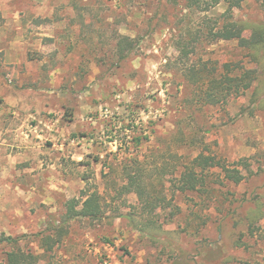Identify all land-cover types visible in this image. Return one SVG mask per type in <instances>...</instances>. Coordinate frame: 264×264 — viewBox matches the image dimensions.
Wrapping results in <instances>:
<instances>
[{
	"label": "rangeland",
	"instance_id": "rangeland-1",
	"mask_svg": "<svg viewBox=\"0 0 264 264\" xmlns=\"http://www.w3.org/2000/svg\"><path fill=\"white\" fill-rule=\"evenodd\" d=\"M232 2L200 13L186 0H0V239L19 240L0 245V264L17 247L44 264L264 263V71L238 42L204 39L192 54L180 46ZM232 13L264 23V0ZM122 37L136 46L123 61ZM226 64L260 78L209 105L184 71ZM200 154L246 180L213 169L207 190L181 193L180 175ZM128 165L143 171L155 210L124 190ZM94 192L104 219L67 223L69 203L79 211ZM61 231L45 255L41 239Z\"/></svg>",
	"mask_w": 264,
	"mask_h": 264
},
{
	"label": "trees",
	"instance_id": "trees-1",
	"mask_svg": "<svg viewBox=\"0 0 264 264\" xmlns=\"http://www.w3.org/2000/svg\"><path fill=\"white\" fill-rule=\"evenodd\" d=\"M244 0H238L230 5L229 10L221 17L222 19L213 20L208 18L202 29L190 28L187 32L186 40L180 43L181 47L188 49L189 54L195 53V46L201 40H208L210 43L219 41L223 42H238L241 48L251 49L256 62L264 71V23H250L236 20L233 15V9L240 8ZM187 8L195 10V12L206 13L211 9L216 8L222 0H186ZM203 5H206L204 7ZM251 31L250 38H245V33ZM185 42V43H184ZM119 58L121 61L130 57L136 49L135 41L129 37H122L119 41ZM192 48V49H191ZM234 68L231 64L224 65V73H207V68L190 67L184 71L185 79L202 86L204 93L203 99L212 106L221 104H228L232 98H239L250 91L255 82L260 78V73L257 70H246L239 68L234 74ZM146 140V139H145ZM142 143V139H137L138 146ZM95 162H99L98 159ZM137 163V162H136ZM140 168V167H139ZM133 169L132 165L125 166L124 175L127 185L124 190L136 194L141 203L144 204L145 212L149 213L157 206L152 201L155 199L153 195L147 192L146 181L144 173L141 169ZM185 170L181 173L179 184L181 193L200 192L205 189L207 184V172L213 169H220L225 175V179L231 183L239 185L246 180L245 175L240 170L231 169L223 161L218 160L215 156H205L200 154L188 165H185ZM207 190V189H205ZM81 210H77V202L71 201L68 205V214L65 221L75 220L77 218H85L89 220H103L104 209L102 204V197L98 192L85 194L83 197ZM135 222V218L132 219ZM141 222L144 228H153V230H161L158 223L150 222L148 224ZM156 228V229H155ZM156 238L155 233H150ZM63 231L57 237L52 235L44 236L41 239L42 248L45 255L53 253L54 249L62 243ZM19 240L12 238H1V244H13L17 246ZM1 264H44L43 258L32 252L22 251L17 247L7 255L6 261ZM49 264V263H48ZM264 264V263H257Z\"/></svg>",
	"mask_w": 264,
	"mask_h": 264
}]
</instances>
